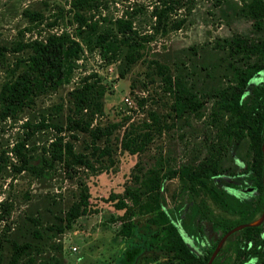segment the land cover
I'll use <instances>...</instances> for the list:
<instances>
[{"label":"rangeland","instance_id":"obj_1","mask_svg":"<svg viewBox=\"0 0 264 264\" xmlns=\"http://www.w3.org/2000/svg\"><path fill=\"white\" fill-rule=\"evenodd\" d=\"M71 1L0 0L1 44L65 33L82 49L72 60L67 79L54 91L39 95L13 115L0 114V264L8 259L11 240L31 245L28 255L33 261L26 263V255L17 264H44L53 256H59L60 264H182L163 250L164 230L150 222L153 213L135 212L130 235L124 237L119 234L123 210L114 209L105 198L115 194L113 199L122 197L130 206L124 190L142 189L149 170L162 173L196 166L210 153L216 156V172L203 179L204 185L190 186L179 178L165 180L162 206L194 254L212 253L216 248L213 264H264V246L257 243L264 241V214L259 234L252 239L244 242L239 235L223 237L229 228L257 225L262 201L259 205L253 174L244 172L251 161L249 139L229 134L237 128V116L220 106L221 93L235 83L233 68L258 60L229 56L223 39L238 34L264 44V19L260 30L252 28L253 19L241 12L249 0H192L172 9L166 18L167 24L182 20L180 28L161 32L155 29L151 10L170 0H88L85 5L89 6L81 12L86 22H97V30L111 27L117 18L131 21L132 37L140 43L139 58L127 63L128 47L123 42L98 49L84 41L86 30L80 32L72 19ZM25 10L39 13L40 20L30 22ZM12 56L7 54L9 67H0V84L9 77ZM152 61L167 65L172 76L182 77L194 99L202 103L197 113L173 117L171 98L162 89ZM84 79L102 90L91 123L114 122L118 126L109 137L110 157L93 158L94 171L80 168L74 178H68L61 163L42 165V159L48 157L45 150L57 136L71 140L74 151H89L86 134L78 132L70 139L49 126L54 122L62 125L64 115L70 112L68 92ZM263 86L264 65L248 79L240 97L241 109L260 110ZM149 111L157 115L160 131L152 133L144 151L129 154L122 150L124 128L148 121ZM41 118L45 119L42 124ZM15 151L30 165L44 170L34 174L22 168ZM76 177L85 181L89 207L95 212L76 217L70 228L58 232L56 217L77 199ZM243 246L247 255L234 260Z\"/></svg>","mask_w":264,"mask_h":264},{"label":"trees","instance_id":"obj_2","mask_svg":"<svg viewBox=\"0 0 264 264\" xmlns=\"http://www.w3.org/2000/svg\"><path fill=\"white\" fill-rule=\"evenodd\" d=\"M192 0H170L162 6H155L151 10L154 18L155 29L165 32L168 27L173 29L180 28L182 20L166 23V18L172 9L184 5ZM88 0H72V19L77 27L86 30L84 41L92 44L98 49H103L107 44L114 42L119 44L123 42L128 51L125 54L127 63H133L139 58L138 45L140 44L132 35L134 29L128 18H117L112 22L109 28L97 30V22H86L81 11L84 10ZM241 12L244 16L253 19L252 28L260 30L264 19V0H249L244 3ZM30 22L40 20L39 13L25 10L23 11ZM78 32V36L80 35ZM223 47L227 48L228 55H239L238 58L256 57L257 62L245 63L243 68L234 67L235 83L226 93L222 94L221 108L225 111L234 113L237 118L235 125L237 128L230 131L235 139L246 136L249 139L251 149L250 164L244 169V172L253 174L255 186L258 191V204L261 205L262 195V156L264 149L261 145L264 141V101H259L260 110L246 112L241 109L240 97L243 89L252 76V74L263 68L264 65V44L256 42L241 35H234L230 40L223 39ZM81 45L68 34L47 33L41 38L28 39L26 41L16 40L9 45L0 43V67L6 69L8 66L7 54L13 55V61L10 63L9 77L0 84V114L13 115L23 107L34 103L36 97L41 94L54 91L60 83L67 79L71 72L72 60L75 59L81 51ZM111 55V54H110ZM112 56V55H111ZM154 71L162 82V89L170 96V112L173 117H181L185 113H197L201 107V101L194 99L189 89L185 86L180 75L172 76L169 73L167 65L152 61ZM264 91V86L261 88ZM102 90L98 89L93 82H87L85 79L81 85L74 87L68 92L70 112L66 113L59 123H51L55 130L66 133L68 138H76V133H84L88 136L87 153L74 151L71 140L64 139L62 136L54 137L49 143L45 152L48 157L42 159V165L49 166L52 162H59L62 165L64 173L68 178H74V174L80 168L94 171L93 158H109L111 148L109 137L113 130L118 126L114 122L92 124V115L97 110L98 102L101 98ZM148 121H142L138 126L124 128L120 137V148L129 154H135L144 151L151 140L152 133L160 131V123L157 115L153 111L147 113ZM45 119H40V124ZM15 148V147H14ZM16 152V151H15ZM22 168L36 174L44 170L42 166H32L19 151ZM48 160V161H47ZM216 172V156L210 153L196 166H184L182 168H172L165 172H150L142 182V189H125L124 195L128 197L131 205H127L124 198H115V194H110L105 200L111 201L116 210H123L119 215L120 228L119 234L128 237L131 232V217L135 212L139 214H150V222L159 225L164 230L163 250L171 253L181 261L182 264H206L211 251L196 255L190 251L184 242L177 225L166 210L163 208L162 185L165 180L179 178L189 183L204 185L203 179ZM77 178V199L71 202L62 215L57 216L59 223L55 225L56 231L61 228L68 229L74 219L80 215L95 212V209L89 207V193L84 180ZM211 197L218 201L216 193L207 187ZM60 222L62 227H60ZM261 223L257 225H247L232 232L231 235H239L241 239H252L259 234ZM231 229V228H229ZM227 229L225 232H227ZM257 243L264 245L263 240H257ZM29 242H17L11 240L9 244V256L5 264H17L22 256L30 252ZM247 255L244 246L238 249L234 255V260H239ZM26 263L33 260L28 255ZM235 261V262H236ZM44 264H60L59 256L49 257ZM210 264H213V260Z\"/></svg>","mask_w":264,"mask_h":264},{"label":"water","instance_id":"obj_3","mask_svg":"<svg viewBox=\"0 0 264 264\" xmlns=\"http://www.w3.org/2000/svg\"><path fill=\"white\" fill-rule=\"evenodd\" d=\"M263 146H264V141H263V143H262V145H261V148H263ZM262 160H263V163H262V180H263V179H264V154H263V156H262ZM262 195H263V196H262V214H261L259 220H258L257 222H255L254 224H259V223L261 222V219H262L263 214H264V184H263V186H262ZM247 225H248V224H241V225L235 226V227L229 229V230L225 233V235H224L223 237L225 238V237L229 236V235H230L232 232H234L235 230H237V229H239V228H242V227H244V226H247ZM223 237H222L220 240H222ZM216 250H217V249L215 248V249L212 251V253L210 254V256H209V258H208V260H207V262H206V264H210V263H211L212 259H213L214 256H215Z\"/></svg>","mask_w":264,"mask_h":264},{"label":"flooded vegetation","instance_id":"obj_4","mask_svg":"<svg viewBox=\"0 0 264 264\" xmlns=\"http://www.w3.org/2000/svg\"><path fill=\"white\" fill-rule=\"evenodd\" d=\"M260 245V244H259ZM260 246H264V245H260Z\"/></svg>","mask_w":264,"mask_h":264}]
</instances>
